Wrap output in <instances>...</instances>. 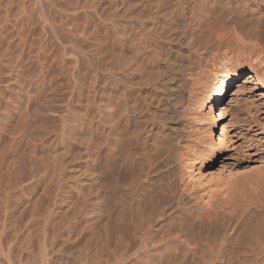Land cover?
Masks as SVG:
<instances>
[{
	"label": "rangeland",
	"instance_id": "obj_1",
	"mask_svg": "<svg viewBox=\"0 0 264 264\" xmlns=\"http://www.w3.org/2000/svg\"><path fill=\"white\" fill-rule=\"evenodd\" d=\"M149 1L138 0L139 5L137 0H0V264H170L172 260L176 264H241L230 248L223 252L216 248L212 255L211 250L204 251L208 256L197 251L198 256L179 228L173 229L178 234L171 228L187 217L188 221L204 220L207 200L225 209L220 192L226 181L233 186L246 178L258 181L262 187L257 191L264 200V88L255 81L237 99L232 95L236 82L229 90L224 107L227 121L233 122V146L223 148L215 161L201 167L207 186L198 187L178 163L164 180L176 198L172 214L147 224V235L129 218L119 227L113 211L107 215L105 207L94 216L88 212L90 200L85 194L95 184H108L114 169L107 168V174L97 155L96 171L101 173L96 172L95 183L88 180L86 115L91 70L98 92L105 24L120 20L122 10L136 5L149 11ZM186 124L184 152L205 151L202 124L191 117ZM109 185L103 188L110 191ZM176 200L182 205L175 207ZM141 238L150 247L140 244Z\"/></svg>",
	"mask_w": 264,
	"mask_h": 264
},
{
	"label": "bare ground",
	"instance_id": "obj_2",
	"mask_svg": "<svg viewBox=\"0 0 264 264\" xmlns=\"http://www.w3.org/2000/svg\"><path fill=\"white\" fill-rule=\"evenodd\" d=\"M149 2V11L139 4L122 10L120 20L112 22L111 19L105 24L101 84L96 92L95 72L91 70L90 91L86 94L88 129L85 127L90 150L88 180L98 181L99 155L104 171L114 168L111 173L107 171L111 176L108 184L105 178L103 186L97 184L101 190L94 187L96 184L90 191L87 188L88 212L92 215L105 207L107 215L113 211L112 218L119 227L129 218L143 232L147 231V224L150 226L153 221L172 214L170 210L176 198L169 183L164 181L171 177L167 176L171 175L172 168L179 163L198 187H205L209 180L201 175V167L208 160L215 161L223 148L231 150L233 122L227 121L228 109L224 104L232 84L237 85L232 94L236 99L250 82L255 81L264 88V0ZM190 117L202 124L200 132L205 151L190 150L193 153L187 155L184 131ZM257 183L246 178L233 186L226 181L220 192L225 209L219 202L221 206L214 202L213 207V202L207 200L204 220L188 221L190 217H187L181 223L176 222L178 226L174 225L172 231L179 228L178 232L193 245L194 253L211 250L210 253L216 248L223 252L230 248L241 264H264V200L259 197L257 190L262 186ZM105 185L111 187L108 186L110 191L103 188ZM179 200L175 207L182 203ZM141 234L147 235V232ZM142 238L140 244L146 247L150 242ZM241 253L244 257H240Z\"/></svg>",
	"mask_w": 264,
	"mask_h": 264
}]
</instances>
